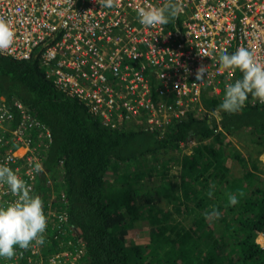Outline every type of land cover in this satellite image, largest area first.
Here are the masks:
<instances>
[{"label": "trees", "instance_id": "1", "mask_svg": "<svg viewBox=\"0 0 264 264\" xmlns=\"http://www.w3.org/2000/svg\"><path fill=\"white\" fill-rule=\"evenodd\" d=\"M41 49L28 60L0 54V95L13 111L14 99L21 101L52 132L36 191L46 190L48 173L66 184L67 221L49 226L39 260L48 264L62 245L79 251L83 264H264L257 241L264 235V104L252 105L249 94L239 112L218 111V120L226 91L205 92L208 112L188 113L163 135L138 126L112 129L47 77ZM233 161L241 172H232ZM238 191L244 196L230 206L227 194ZM213 207L220 217L206 220ZM141 220L153 235L135 243L130 230ZM64 230L73 241L62 237L59 245Z\"/></svg>", "mask_w": 264, "mask_h": 264}, {"label": "built area", "instance_id": "2", "mask_svg": "<svg viewBox=\"0 0 264 264\" xmlns=\"http://www.w3.org/2000/svg\"><path fill=\"white\" fill-rule=\"evenodd\" d=\"M165 2L119 0L117 7L101 9L95 0H0V18L15 33L2 55L28 60L42 48L47 77L83 101L105 126L139 123L165 132L188 113L208 112L204 91L219 95L240 79L239 70L221 69V54L247 48L264 65V0H179L180 12L168 24L139 23L137 9ZM201 64L208 74L198 81ZM13 103L20 116L17 129L12 127L16 115L0 95V164L27 183L38 174L34 165L41 162L38 153L47 148L43 140L50 141L51 133L21 101ZM32 129L39 131V142L25 137ZM14 199L6 185L0 186V206ZM57 216L60 223L67 220L62 213ZM41 247L30 246L37 259ZM50 264H63L60 255L52 256Z\"/></svg>", "mask_w": 264, "mask_h": 264}, {"label": "clouds", "instance_id": "3", "mask_svg": "<svg viewBox=\"0 0 264 264\" xmlns=\"http://www.w3.org/2000/svg\"><path fill=\"white\" fill-rule=\"evenodd\" d=\"M95 2L101 6V9H110L113 7H117L119 4V0H95ZM179 12V0H166L164 5L159 8L152 7L146 9L141 7L137 9V17L140 24L146 27H152L156 25L168 24L171 20L175 19L178 16ZM14 38L15 33L10 25L4 19L0 18V54H4L8 49L12 47ZM219 64L221 69L223 70H239L242 74H238L240 79L236 80L233 85L229 86L226 89L224 98L217 111H223L228 114H235L239 112L248 101L249 94H251V97L253 99L252 101H250L252 105H255L257 103L264 104V65L256 62L254 50L250 51L247 48H239L232 55H228L226 53L221 54L219 56ZM207 74V66L201 64L195 74L196 80L202 81L207 76ZM157 83L158 81H153L154 87ZM205 92L208 95L211 94L207 91H204L202 93V96ZM253 101L255 102L253 103ZM86 107L88 108L89 112L96 119H99L102 125L105 126L102 122V119L97 115H94L87 105ZM14 110L16 117L12 127L13 129H17L20 125V116L18 110H16V108H14ZM29 113L32 115L31 112ZM205 114L206 112H204V115ZM194 115L198 116L201 114ZM209 115L211 116V113ZM187 117L188 116H185L183 120L187 119ZM217 119L219 120V118ZM38 120L43 125H45L46 129L50 131L51 140H43V143L47 142L48 145L47 148H42L38 153V155H40L41 157V164L36 163L34 165L33 171L38 173L35 180L27 181L26 183L9 166H7V164H0V186L6 185L11 195L15 197L14 201L8 203L7 206H0V264H27L28 257H32V262H30V264H45L44 262H41V260L33 256L30 246L33 245V242L36 245H43L45 243L44 233L47 228V218L54 221L58 218L57 214L60 213L68 217L67 208L64 207L65 204L62 201L66 198V184H64L62 180L60 181L61 184L58 183L59 177L54 179L52 175L48 174L46 177V190L42 192L36 191V187L39 184L43 173H45L43 160L46 155V151L53 141L50 128L40 119ZM131 126L145 128L139 123H134L123 128H108L127 129ZM30 131H32V136L30 138L34 140L35 143L39 142V131H37L36 129L28 130L25 133V137H29ZM163 133L164 132L161 131V135H163ZM17 148H20V146H14V149ZM24 159V157L19 158V164L23 163ZM260 159L261 162L264 163V156H261ZM63 165L64 162L63 160H61L59 168L63 169ZM61 174L63 175V171H61ZM28 184H32V190ZM57 184L60 185V188H57ZM214 189L215 185H211L210 190L207 193L209 198L212 197ZM243 196V191H238V193H228V204L230 206L237 205L239 203V197ZM58 198L63 202V206L57 205ZM50 203H52L51 206ZM49 212L50 216L47 217V214ZM220 215L221 213L215 207L211 208L209 211H206L204 214L206 220L218 219ZM60 219L63 220V217H61ZM70 229H73V227L70 226ZM260 235L264 236L262 233H260L258 239ZM258 239L257 241L259 242ZM61 244L62 241L59 243V245ZM62 247V245L61 247L59 246V251L53 252L51 254V257L54 255H60L63 264H83L81 262V254L79 253V251H71L70 249H65ZM62 253H68L70 254V256H62ZM19 258L23 259L21 261H18ZM48 264H50V259Z\"/></svg>", "mask_w": 264, "mask_h": 264}, {"label": "rangeland", "instance_id": "4", "mask_svg": "<svg viewBox=\"0 0 264 264\" xmlns=\"http://www.w3.org/2000/svg\"><path fill=\"white\" fill-rule=\"evenodd\" d=\"M221 90H222V86L220 85V86H218ZM223 98H224V96H223ZM253 99H252V97L250 98V101H252ZM215 115H216V117L217 118H219V113H218V111H215ZM130 126V125H129ZM131 128H132V126H131ZM32 136V131H30L29 132V137H31ZM229 139H231V141H233L234 142V144H235V146H237L238 148H240V149H242L243 148V145H242V142L241 141H239V139H237L236 138V136H230V137H228ZM194 142H190V145H187L186 147H185V149L186 150H188V149H190L191 148V145L193 144ZM168 155H170V154H168ZM261 156H264V153H262L261 155H259V157L261 158ZM241 172V169H240V166L238 165V163L237 162H235V161H233L232 162V172L234 173V172ZM236 172V173H237ZM110 177H112V174L111 173H108L107 174V176H106V179L107 180H110ZM61 176L58 178V183H60V181H61ZM61 184V183H60ZM158 202H159V200H158ZM45 213V212H44ZM47 218V217H46ZM59 223V220L58 221H52L51 219H49V218H47V228H46V231H45V233H44V236H46L47 235V233H48V228H49V226L51 227V226H53V225H56V224H58ZM60 224H62V223H60ZM64 232H65V234H63V235H61V241L63 240V239H65L66 237H68L70 240L68 241L69 243H71L72 241H73V238H72V233L70 232V230H64ZM63 232V233H64ZM130 235H131V237H132V239H133V241L135 242V243H142V242H147V241H149V238L151 237V235H153V233H152V230H151V225L146 221V220H141V221H138L137 222V224L133 227V229H131L130 230ZM62 237H63V239H62ZM259 242L261 243V244H264V236H262V235H260V237H259ZM77 242V244H79V245H83V243H82V241L81 240H76ZM76 245V244H75ZM70 252V251H69ZM15 258V257H14ZM13 258V259H14ZM13 259H12V261H13ZM32 259V257H29L28 258V260L30 261Z\"/></svg>", "mask_w": 264, "mask_h": 264}, {"label": "bare ground", "instance_id": "5", "mask_svg": "<svg viewBox=\"0 0 264 264\" xmlns=\"http://www.w3.org/2000/svg\"><path fill=\"white\" fill-rule=\"evenodd\" d=\"M41 59H42V57H41ZM22 60H26V59H22ZM43 65V64H42ZM43 67H44V69H45V71L47 70V67L46 66H44L43 65ZM202 102H203V100H202ZM204 104V103H203ZM204 115V112L203 113H201V116H203ZM49 174V173H48Z\"/></svg>", "mask_w": 264, "mask_h": 264}]
</instances>
